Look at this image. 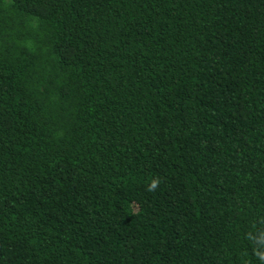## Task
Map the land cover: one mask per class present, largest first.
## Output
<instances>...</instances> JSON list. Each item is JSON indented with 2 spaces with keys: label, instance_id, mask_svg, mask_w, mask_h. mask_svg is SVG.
Segmentation results:
<instances>
[{
  "label": "trees",
  "instance_id": "obj_1",
  "mask_svg": "<svg viewBox=\"0 0 264 264\" xmlns=\"http://www.w3.org/2000/svg\"><path fill=\"white\" fill-rule=\"evenodd\" d=\"M0 264H264V0H0Z\"/></svg>",
  "mask_w": 264,
  "mask_h": 264
}]
</instances>
